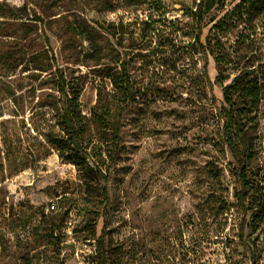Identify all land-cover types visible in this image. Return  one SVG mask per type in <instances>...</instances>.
<instances>
[{"label": "rangeland", "instance_id": "374dc122", "mask_svg": "<svg viewBox=\"0 0 264 264\" xmlns=\"http://www.w3.org/2000/svg\"><path fill=\"white\" fill-rule=\"evenodd\" d=\"M200 1L0 0V264H264V220L253 227L250 209V186L264 181V75L241 145L242 210L215 62L213 91L202 86L198 99L206 59L187 51L224 16L238 20L242 0H221L198 24ZM255 22L264 61V12ZM124 65L135 100L112 141L91 111ZM63 85L86 118L76 158L87 166L53 143L63 136Z\"/></svg>", "mask_w": 264, "mask_h": 264}, {"label": "trees", "instance_id": "16d2710c", "mask_svg": "<svg viewBox=\"0 0 264 264\" xmlns=\"http://www.w3.org/2000/svg\"><path fill=\"white\" fill-rule=\"evenodd\" d=\"M221 3V0H201L199 9L194 14V19L201 24L206 15ZM238 12L239 19L224 16L215 22L209 31L206 42L201 41L198 35L196 42L187 49L189 56L205 57L204 66L205 83H196V96L198 99L206 98L205 88L213 91L214 83L208 77L207 62L212 58L218 72L216 83L220 84L223 94V105L220 108V115L224 121L222 127V140L233 158L240 167L239 177L242 181V189L235 193L236 206L239 209L247 210L245 202L249 199L248 182L246 178L245 163L249 158V152L241 149L248 133L246 122L252 120L257 112L262 99L261 76L264 75V61L257 49V24L256 16L264 12V0H242L234 13ZM240 20V21H239ZM212 21L211 23H213ZM242 27L236 35V40L227 45L224 40V33L231 28ZM155 33L156 30H151ZM182 53V52H181ZM184 54V53H182ZM185 55V54H184ZM235 74L231 78V74ZM229 84H226L227 81ZM59 91L65 97V108L61 119L62 138L54 140L55 145H60V154L67 157L70 163L81 166L88 165L87 158L78 162L76 156L86 153L84 134L86 126L85 116L79 103V95L63 85ZM135 100V90L127 67L111 77V89L109 92L99 91L97 103L92 109V117L98 129L108 130L112 141H118L120 136L121 118L124 111ZM67 153V156H66ZM118 155V154H117ZM90 170H92L89 167ZM255 189V196H252L251 218L253 227L257 221L264 220V181L261 186Z\"/></svg>", "mask_w": 264, "mask_h": 264}]
</instances>
